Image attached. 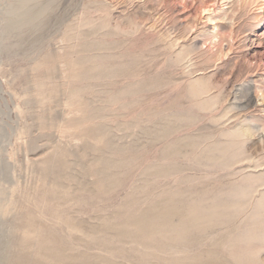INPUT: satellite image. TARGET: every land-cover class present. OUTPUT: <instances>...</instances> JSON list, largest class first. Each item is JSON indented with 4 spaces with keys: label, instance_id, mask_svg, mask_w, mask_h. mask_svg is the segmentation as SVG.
Instances as JSON below:
<instances>
[{
    "label": "rangeland",
    "instance_id": "1",
    "mask_svg": "<svg viewBox=\"0 0 264 264\" xmlns=\"http://www.w3.org/2000/svg\"><path fill=\"white\" fill-rule=\"evenodd\" d=\"M0 264H264V0H0Z\"/></svg>",
    "mask_w": 264,
    "mask_h": 264
}]
</instances>
